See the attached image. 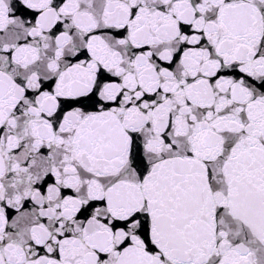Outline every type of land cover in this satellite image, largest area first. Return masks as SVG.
Returning a JSON list of instances; mask_svg holds the SVG:
<instances>
[{
    "label": "snow or ice",
    "instance_id": "6c2138e0",
    "mask_svg": "<svg viewBox=\"0 0 264 264\" xmlns=\"http://www.w3.org/2000/svg\"><path fill=\"white\" fill-rule=\"evenodd\" d=\"M0 264H264V0H0Z\"/></svg>",
    "mask_w": 264,
    "mask_h": 264
}]
</instances>
